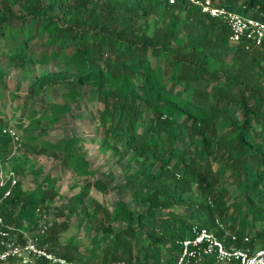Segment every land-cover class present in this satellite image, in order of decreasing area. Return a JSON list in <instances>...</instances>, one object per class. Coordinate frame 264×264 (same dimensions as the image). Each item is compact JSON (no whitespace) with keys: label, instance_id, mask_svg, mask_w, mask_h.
<instances>
[{"label":"trees","instance_id":"trees-1","mask_svg":"<svg viewBox=\"0 0 264 264\" xmlns=\"http://www.w3.org/2000/svg\"><path fill=\"white\" fill-rule=\"evenodd\" d=\"M216 5L264 22V0ZM228 35L222 20L184 0H0V41L14 43L0 48V56L29 79L28 94L39 96L55 84L63 89L44 105L48 117L42 113L32 121L51 126L52 116H72L87 94L97 104L105 149L114 157L130 154L137 167L123 175L121 185L130 190L135 207L117 199L109 212L90 200L101 214L88 255H100L105 264H169L192 225L212 228L215 219L239 238L247 235L244 246L264 247V45L240 42L230 48ZM34 38L39 56L28 60ZM27 63L49 67L34 72ZM3 76L0 68V82ZM5 127L17 134L0 115V172L10 162L17 175L25 170L38 175L34 162L10 153ZM51 147L61 165L83 179L67 208L76 216L90 187L105 193L112 186L95 177L72 134H62ZM40 181L24 190L15 180L3 196L9 179H2L4 226L37 228L56 196L58 178L43 174ZM179 205L190 207L186 216L172 209ZM156 210H165L164 216L157 217ZM114 221L122 230L112 231ZM45 224L39 245L86 264L73 241L60 239L66 220Z\"/></svg>","mask_w":264,"mask_h":264},{"label":"rangeland","instance_id":"rangeland-1","mask_svg":"<svg viewBox=\"0 0 264 264\" xmlns=\"http://www.w3.org/2000/svg\"><path fill=\"white\" fill-rule=\"evenodd\" d=\"M233 46V43H229L230 48ZM40 47L41 45L38 44L36 38L29 41L27 48L28 60L37 59ZM0 48L4 51L6 48H14V43H6L2 40L0 41ZM225 58L228 59L229 55L227 54ZM27 65L29 71L34 72L49 67L48 65L34 67L33 63H27ZM0 68L4 73L0 82V115L6 124L15 129L19 138V145H16L15 148L11 145L10 153L19 154L22 160L34 162L33 167L35 170H39V174L33 176L25 170L22 174L17 175L14 171H11L12 163L10 162L2 167L0 173L3 174L7 170L6 174L8 175L11 172L16 181L20 180L24 190L33 189L40 184L43 174L58 178V183L55 186L56 196L46 212V222L66 220L69 225L67 230L60 233V239L64 242L73 241L77 246V254L80 260L86 262V264H105L102 263L100 255L98 258L88 255L94 244L92 236L96 232L97 224L95 222L101 214V210L96 209L92 201H97L101 208L104 207L109 212L117 199L123 200L131 208L136 206L137 203L132 200L130 190L121 189L123 175L137 168L131 162V155L114 157L109 150L105 149L101 128L96 120L95 110L97 104L87 94L83 95L78 101V107L72 110V116L63 115L60 119L52 116L48 119V123L52 121V118L55 119L51 126L45 123L33 122L32 118H37L42 113L48 117V112L44 111V105H47L49 100L61 94L63 89L55 84L44 88L39 96H32L27 91L29 79L25 76L20 78L19 72L7 61L6 56H0ZM68 86H71V84H68ZM85 88L88 89L89 87L86 86ZM62 134L73 135L76 146L88 160L89 167L96 171L95 177L112 186L105 193H100L90 187L85 197L84 206L77 207L76 216L70 215L67 208L69 204L75 203V194L83 179L75 177L74 174L61 165L60 157H55L57 154L54 153L51 145ZM6 174L4 177L1 175L2 179L6 178ZM41 185L44 186V184ZM222 185L227 188L229 195H234V187L230 182L225 181ZM83 209L87 217L82 215ZM172 209L178 214L186 216L190 207L179 205ZM139 210L144 209L139 208ZM164 211L156 210L155 215L157 217L164 216ZM80 215L83 217H80ZM258 225V223L254 224L255 227H258ZM111 226L113 232L120 231L123 228L118 221L112 222ZM146 242V237L142 236L139 243L144 244ZM165 257L163 256V259ZM9 263L18 264L16 261H10Z\"/></svg>","mask_w":264,"mask_h":264},{"label":"built area","instance_id":"built-area-1","mask_svg":"<svg viewBox=\"0 0 264 264\" xmlns=\"http://www.w3.org/2000/svg\"><path fill=\"white\" fill-rule=\"evenodd\" d=\"M165 1L167 4H174L178 0ZM184 1L197 5L202 13L222 20L228 27L229 43L264 45V22L261 20L218 6L217 0ZM2 131L10 135L13 148L17 147L18 135L9 127L3 128ZM5 177L9 179V186L3 192V196L9 193L10 187L15 183L11 172ZM1 179L0 176V182ZM214 224L212 228L192 225L189 235L178 242L181 247L179 255L169 264H264V247L244 246L243 244L249 240L247 235L239 238L216 219ZM45 229V215H41L37 228L33 231L4 226L0 216V264H10V261L33 264L37 259L44 260V264H78L47 250L45 244H38V236ZM238 241L240 244L237 245Z\"/></svg>","mask_w":264,"mask_h":264}]
</instances>
